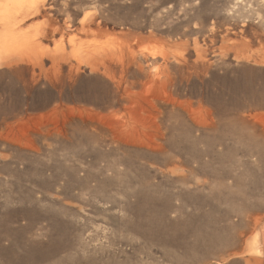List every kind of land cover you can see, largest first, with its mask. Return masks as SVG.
Wrapping results in <instances>:
<instances>
[{"label":"rangeland","instance_id":"obj_1","mask_svg":"<svg viewBox=\"0 0 264 264\" xmlns=\"http://www.w3.org/2000/svg\"><path fill=\"white\" fill-rule=\"evenodd\" d=\"M180 190L264 224V0H0V264H176Z\"/></svg>","mask_w":264,"mask_h":264},{"label":"bare ground","instance_id":"obj_2","mask_svg":"<svg viewBox=\"0 0 264 264\" xmlns=\"http://www.w3.org/2000/svg\"><path fill=\"white\" fill-rule=\"evenodd\" d=\"M239 196L243 201L245 199L244 203H246L247 199L244 198L242 192L239 194L229 192L223 196L218 192H212L211 195H209L202 191L196 193L184 190H180L179 192L168 191L166 196H161V199L164 198L162 203L163 206L161 205V208H158V205L157 208H155L156 206L151 207L149 211L146 210V212L143 213L141 218H139L140 215H138L140 221L137 226L134 225L131 229L146 236V238H149L145 240L151 239L150 241H152L153 239L160 243V245L165 244L166 249L164 254L172 259L178 257L176 264H186L187 262L185 259H190L196 262L199 257L210 258L211 256L215 257V259L221 260L230 259V257L233 258V256H236L240 259H244L247 264H251L252 262L254 264H262L264 261V224L259 228L252 240L244 241L243 226H239V224H235L234 222L231 223V221L222 223V218H224L225 221V217L226 219H230L233 216H238V219L241 222H251L252 220H255L256 225L259 223L258 219L254 217L255 210H252L250 208L251 206H246L248 205L247 203L245 205L246 208L241 210L233 208L234 204L232 205V203L236 198H239ZM147 199L150 198L147 197ZM218 199L228 202L230 207L226 209L220 207L215 202L218 201ZM242 199L239 201H242ZM189 204H196L197 210L202 211V213L197 215V212H190L193 210H187L188 206H190ZM222 209L225 210H223L222 215H219L220 217L216 216V212H220ZM173 213L176 216L174 220L171 221L170 216L173 215ZM199 219H201V222L198 223ZM129 222H131V220ZM128 225L129 223L127 226ZM253 225H255V223ZM160 226H163V228ZM131 229L129 228L128 231ZM171 248H176L178 255H176L177 251H173L174 249L171 250ZM112 263H115V261ZM218 264L223 263L218 262Z\"/></svg>","mask_w":264,"mask_h":264}]
</instances>
